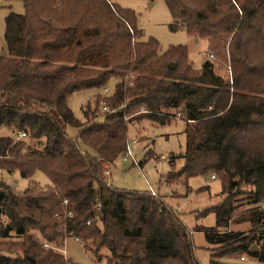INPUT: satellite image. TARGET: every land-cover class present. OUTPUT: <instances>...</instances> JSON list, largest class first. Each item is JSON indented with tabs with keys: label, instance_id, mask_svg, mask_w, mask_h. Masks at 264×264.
<instances>
[{
	"label": "trees",
	"instance_id": "obj_1",
	"mask_svg": "<svg viewBox=\"0 0 264 264\" xmlns=\"http://www.w3.org/2000/svg\"><path fill=\"white\" fill-rule=\"evenodd\" d=\"M165 1L176 27L206 39L216 60L230 57L233 84L216 61L195 69L186 45L160 53L154 38L133 43L137 14L115 0H24L23 13L6 15L0 129L14 135L0 136V170L30 177L40 169L53 186L17 192L0 180V238L12 240L0 246V264H75L44 246L60 244L62 225L105 264H198L189 230L159 194L107 181L105 164L126 153L129 123L144 118L185 123V163L166 183L222 180L225 198L205 210L216 225L196 227L215 246L212 255L264 264V0ZM93 88L100 92L81 120L70 97ZM243 184L251 186L250 208L235 217ZM239 219L251 224L248 232L228 230Z\"/></svg>",
	"mask_w": 264,
	"mask_h": 264
},
{
	"label": "rangeland",
	"instance_id": "obj_2",
	"mask_svg": "<svg viewBox=\"0 0 264 264\" xmlns=\"http://www.w3.org/2000/svg\"><path fill=\"white\" fill-rule=\"evenodd\" d=\"M107 1L112 4V0ZM115 1L122 8L134 10L137 14V28L141 31V35L138 36L134 27L129 26L133 43L138 40L154 38L160 43V53H164L172 45H186L188 57L195 69H201L205 61H216L215 70L217 74L231 79V84H233L230 57L225 54L223 58H220L217 55L216 60V56L211 57L209 55V43L206 39L188 33L181 26L176 27L165 0ZM10 10L23 13L25 10L24 0H0V54H7L4 30L5 17ZM116 82H118L117 78L111 79L107 85L109 90L105 96H110ZM99 92L100 90L96 88L87 89L78 91L70 97V104L77 118L85 119L83 109ZM97 119L102 120V116ZM67 132L70 136L75 137L78 129L68 126ZM1 135L13 136L14 131L1 128ZM128 140L134 158L125 153L109 166L105 164L107 181L114 188L148 193L153 188L167 206L178 212L179 218L189 230L192 236L193 253L198 264H215L213 261L217 260L228 264L256 263L254 258L247 255H245L244 260L241 257L215 258L212 255L215 246L207 241L204 231L196 228L197 226L211 227L216 225L215 212H205V210L225 198L221 193V179L193 176L187 180L180 178L179 181L171 184L165 182L164 177L167 173L178 171L185 163L182 157L186 147L185 123L183 120L176 119L170 123H161L144 118L139 122L129 123ZM86 148L90 153H95L93 149ZM174 157L176 158L174 167H172L171 160ZM0 180L11 185L17 192H22L33 184L44 188L53 186L51 179L40 169L36 170L30 177H24L19 172L10 173L6 170H0ZM250 189L251 186L249 185L243 184L240 187L239 191L241 193L237 194L235 198V205L237 206L235 217L250 208L246 204ZM250 229L251 224L241 219L233 221L228 227V230L233 231L248 232ZM59 231L61 232L60 244H44L46 248H52L63 253L75 264H105V259L96 260L93 251L88 249L83 241L68 233L64 225L59 227ZM32 232L37 236L40 234L37 231ZM13 240L18 239L14 238ZM0 241L2 242L0 246L3 248L8 247L7 243L12 242L10 239L2 238H0ZM15 248L16 246L12 247V249ZM107 252V249L102 250L103 254ZM5 254L9 255L8 253Z\"/></svg>",
	"mask_w": 264,
	"mask_h": 264
},
{
	"label": "built area",
	"instance_id": "obj_3",
	"mask_svg": "<svg viewBox=\"0 0 264 264\" xmlns=\"http://www.w3.org/2000/svg\"><path fill=\"white\" fill-rule=\"evenodd\" d=\"M211 57H213L212 55H211ZM108 90H109V88H105L104 89V93L106 94L107 92H108ZM101 105H102V108H103V110H108V105L106 104V101L105 100H102L101 101ZM19 136H21V137H23V136H26V134L25 133H21V134H19ZM136 141V140H135ZM126 154L127 155H129V156H131V157H133V153H132V151H131V149H130V144L128 143V145H127V150H126ZM134 158V157H133ZM135 160V159H134ZM212 178H216V174H212ZM150 192H151V194L152 195H154V196H158L157 195V192L153 189V188H151V190H150ZM263 208H264V204H263ZM93 221V219L92 220H90L88 223H91ZM78 239V238H77ZM79 240V239H78ZM242 259L244 260L245 258L244 257H242Z\"/></svg>",
	"mask_w": 264,
	"mask_h": 264
},
{
	"label": "water",
	"instance_id": "obj_4",
	"mask_svg": "<svg viewBox=\"0 0 264 264\" xmlns=\"http://www.w3.org/2000/svg\"><path fill=\"white\" fill-rule=\"evenodd\" d=\"M171 66H172L173 69H175L176 68V63L175 62H171Z\"/></svg>",
	"mask_w": 264,
	"mask_h": 264
}]
</instances>
